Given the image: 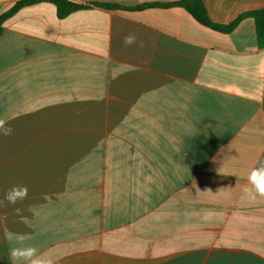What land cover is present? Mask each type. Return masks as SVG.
<instances>
[{
  "label": "crops",
  "instance_id": "1",
  "mask_svg": "<svg viewBox=\"0 0 264 264\" xmlns=\"http://www.w3.org/2000/svg\"><path fill=\"white\" fill-rule=\"evenodd\" d=\"M23 0H0V17ZM20 7L0 35V264L18 234L57 264H264V0H68ZM114 5L122 7H106ZM168 5V6H164ZM137 34L126 47L123 38Z\"/></svg>",
  "mask_w": 264,
  "mask_h": 264
},
{
  "label": "clouds",
  "instance_id": "2",
  "mask_svg": "<svg viewBox=\"0 0 264 264\" xmlns=\"http://www.w3.org/2000/svg\"><path fill=\"white\" fill-rule=\"evenodd\" d=\"M137 34L129 32L123 38L126 47H131L137 43ZM14 134V128L11 124L0 119V136L8 137ZM248 185L244 189L246 198L255 201L257 197H264V160L258 162V166L251 169L247 176ZM28 198V188L26 185H13L2 197H0V208H6L23 202ZM31 240L27 233L18 234L16 237L17 246L9 250V258L13 264H57L51 257L42 254L39 249L31 244L26 243Z\"/></svg>",
  "mask_w": 264,
  "mask_h": 264
},
{
  "label": "trees",
  "instance_id": "3",
  "mask_svg": "<svg viewBox=\"0 0 264 264\" xmlns=\"http://www.w3.org/2000/svg\"><path fill=\"white\" fill-rule=\"evenodd\" d=\"M42 1H49V2H52L53 4H55L57 6L58 15L60 18H63L66 15H68L69 13L84 7L83 5H80V4H77L74 2H70L68 0H23V1L19 2L12 10L3 14L0 17V35L4 31V28H3L4 21L8 17L13 15L20 7H22L24 5H30V4L42 2ZM168 5L181 6V7L185 8L191 15H193L195 17V19L197 21H199L201 24L208 26L210 28H213L217 31L224 32V33L230 32L237 25L239 20L242 18V16H241L238 19H236L234 22H232L231 24H228V25H220V24L214 23L210 19L209 15L207 13V10L204 6L203 0H182L180 2H177L174 4H168ZM168 5H164V6H168ZM104 6L116 7L119 9L122 8V7L114 6V5H104ZM247 15H250L254 18L255 24H256L258 44H259V46L264 47V10H258V11L250 12V13H247Z\"/></svg>",
  "mask_w": 264,
  "mask_h": 264
}]
</instances>
